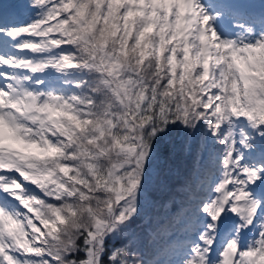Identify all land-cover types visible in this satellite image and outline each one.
<instances>
[{
  "label": "snow or ice",
  "instance_id": "6c2138e0",
  "mask_svg": "<svg viewBox=\"0 0 264 264\" xmlns=\"http://www.w3.org/2000/svg\"><path fill=\"white\" fill-rule=\"evenodd\" d=\"M0 264H264V0L0 2Z\"/></svg>",
  "mask_w": 264,
  "mask_h": 264
},
{
  "label": "trees",
  "instance_id": "16d2710c",
  "mask_svg": "<svg viewBox=\"0 0 264 264\" xmlns=\"http://www.w3.org/2000/svg\"><path fill=\"white\" fill-rule=\"evenodd\" d=\"M3 3H15L18 2V0H1ZM191 163V158H186L184 157L183 154H178L177 160H176V166L182 173L185 166L190 165ZM180 176L178 175L174 180L170 182V186L167 190L161 191L158 193H153L152 197L153 199L157 202V207L149 209L148 210V215L153 217V222L150 225L147 221V219H142L137 221V225L139 226L138 230H142L143 232V243L145 246H148L150 244V239L148 236V233L150 231L151 227L155 226V221L156 220H163L165 217L166 209L163 207H160L165 201H169L172 198H175L177 201L176 204L172 205V212H175L179 206V201L182 196L181 189L179 188L180 184Z\"/></svg>",
  "mask_w": 264,
  "mask_h": 264
},
{
  "label": "rangeland",
  "instance_id": "374dc122",
  "mask_svg": "<svg viewBox=\"0 0 264 264\" xmlns=\"http://www.w3.org/2000/svg\"><path fill=\"white\" fill-rule=\"evenodd\" d=\"M0 2H2V1L0 0Z\"/></svg>",
  "mask_w": 264,
  "mask_h": 264
}]
</instances>
